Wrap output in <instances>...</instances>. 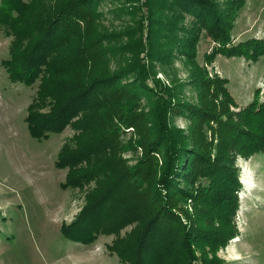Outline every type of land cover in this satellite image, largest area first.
Returning a JSON list of instances; mask_svg holds the SVG:
<instances>
[{"label": "rangeland", "instance_id": "obj_1", "mask_svg": "<svg viewBox=\"0 0 264 264\" xmlns=\"http://www.w3.org/2000/svg\"><path fill=\"white\" fill-rule=\"evenodd\" d=\"M63 1L38 0L25 8L20 20L18 55L31 43L36 27L54 17ZM206 1L218 12L230 15L234 44L264 39V0ZM94 10L74 37L57 48L53 67L59 73L49 87L66 89L58 99L61 102L76 88L93 80L122 73L127 76L120 81L122 85L135 84L136 73L147 80L152 94L137 99L134 110L130 109L136 123L134 129L116 127L114 131L119 136L112 158L123 160L126 167L135 166L143 157L144 150L137 144L146 147L159 137L156 132L159 122L195 148L212 144L208 151L216 153L217 139L225 138L224 133L214 135V124L202 129L174 105L180 108L185 105L202 113L208 111L211 116L222 115L226 124H236L239 133H244L226 138L232 141L231 156L241 183L238 208L233 219L230 218L237 234L225 247L214 253L207 248L205 252L209 253L207 258L223 264H264V152L247 158L234 152L235 144L240 146L248 134H257L252 125L241 121L240 112L255 100L264 104V55L257 60L211 57L215 45L212 39L204 31L194 36L189 16L167 1L98 0ZM13 40L0 27V264H123L108 250L114 235L99 234L92 243L82 244L67 239L61 232V226L70 224L83 208L87 191L95 183L81 190L61 188L67 170L58 168L56 161L63 143L76 134L71 125L60 134H48L40 140L30 135L25 119L37 82L27 87L9 81L2 62L9 58ZM80 49L89 61L83 58L74 62L73 55ZM220 85L229 100L217 91ZM56 103L48 98L36 110L47 112ZM160 161L157 157V171ZM158 176L159 172L155 178ZM210 196L196 200L210 202ZM219 201L215 209L220 212L217 216L213 214L215 220L204 204L197 207L199 219L204 221L202 226L208 231L218 232L213 223H227L224 214L230 204L225 205L221 198ZM188 205L178 203L183 218L193 213ZM137 225L134 222L125 227L119 238H126ZM196 256L199 258L201 252ZM198 260L193 264H201Z\"/></svg>", "mask_w": 264, "mask_h": 264}, {"label": "trees", "instance_id": "obj_2", "mask_svg": "<svg viewBox=\"0 0 264 264\" xmlns=\"http://www.w3.org/2000/svg\"><path fill=\"white\" fill-rule=\"evenodd\" d=\"M36 1L0 0V27L6 35L14 38L9 58L2 62V66L11 83L30 87L37 82L25 119L33 138L40 140L48 134H60L67 125L76 132L63 143L57 155L56 166L67 170L61 188L81 190L85 185L95 183V187L87 191L85 205L74 220L61 226L64 237L90 244L99 234L114 235L108 250L123 264H193L198 259L201 264H223L220 260L207 258L209 253L205 249L209 248L210 253H214L237 234L230 225V218L233 219L238 208L237 195L241 183L231 156L232 141L226 137L232 138L234 133L244 132L239 133L236 124H226L222 115L211 116L208 111L202 113L185 105L181 108L174 105L183 115L196 120L202 129L214 124V135L224 133L225 138L217 139L216 153L208 151L207 147L212 144L195 148L159 122L156 129L159 137L153 138L146 147L142 143L137 144L144 150L143 157L135 166L126 167L123 160L112 158L119 136L118 131H114L116 127L134 129L136 123L130 109L134 110L137 99L152 94L147 80L137 73L133 78L135 84L127 82L122 85L120 81L127 78L124 73L93 80L82 84L60 102L58 99L66 89L49 87L59 73L53 67V57L59 45L74 37L81 24L91 18L98 0L63 1L54 17L36 27L31 43L18 55L21 16L25 8ZM162 1L174 4L183 15L189 16L188 24L194 36L204 31L212 39L215 45L211 57L222 55L257 60L264 55V39L252 38L234 44L230 15L218 12L206 0ZM82 50L73 55L75 63L83 58L89 61L86 54L82 55ZM220 83L222 85L223 82L220 80ZM221 85L216 87L217 91L228 98ZM48 98L57 103L47 112L36 110ZM240 113L241 121L252 125L258 136L248 134V139L240 146L235 144L234 152L246 158L264 152V104L255 100ZM98 137L101 139L97 141ZM156 156L161 160L159 171ZM157 172L159 176L156 179ZM208 194L212 195L210 202L199 203L196 200ZM220 198L225 205L230 204L224 214L227 223H213L218 232L208 231L202 226L204 221H200L201 213L197 212V207L204 204L214 219L213 214L217 216L220 212L215 209ZM179 202L191 206V216L183 218ZM134 222L139 227L131 230L126 238H119L120 232ZM199 251L201 256L198 258L196 254Z\"/></svg>", "mask_w": 264, "mask_h": 264}]
</instances>
